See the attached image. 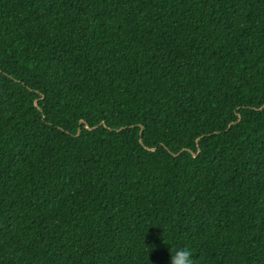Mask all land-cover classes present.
Wrapping results in <instances>:
<instances>
[{
    "label": "trees",
    "instance_id": "1",
    "mask_svg": "<svg viewBox=\"0 0 264 264\" xmlns=\"http://www.w3.org/2000/svg\"><path fill=\"white\" fill-rule=\"evenodd\" d=\"M264 264V0H0V264Z\"/></svg>",
    "mask_w": 264,
    "mask_h": 264
},
{
    "label": "clouds",
    "instance_id": "2",
    "mask_svg": "<svg viewBox=\"0 0 264 264\" xmlns=\"http://www.w3.org/2000/svg\"><path fill=\"white\" fill-rule=\"evenodd\" d=\"M170 264H196L189 248H179L171 252Z\"/></svg>",
    "mask_w": 264,
    "mask_h": 264
}]
</instances>
